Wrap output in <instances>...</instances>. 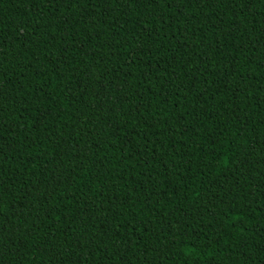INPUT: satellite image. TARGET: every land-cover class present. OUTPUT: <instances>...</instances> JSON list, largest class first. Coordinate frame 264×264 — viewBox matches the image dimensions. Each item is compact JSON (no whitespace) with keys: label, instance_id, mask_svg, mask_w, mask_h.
Listing matches in <instances>:
<instances>
[{"label":"trees","instance_id":"1","mask_svg":"<svg viewBox=\"0 0 264 264\" xmlns=\"http://www.w3.org/2000/svg\"><path fill=\"white\" fill-rule=\"evenodd\" d=\"M0 264H264V0H0Z\"/></svg>","mask_w":264,"mask_h":264}]
</instances>
